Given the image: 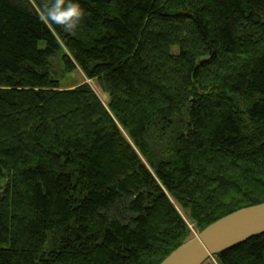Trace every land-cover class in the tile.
I'll return each mask as SVG.
<instances>
[{
  "label": "trees",
  "instance_id": "obj_1",
  "mask_svg": "<svg viewBox=\"0 0 264 264\" xmlns=\"http://www.w3.org/2000/svg\"><path fill=\"white\" fill-rule=\"evenodd\" d=\"M53 2L0 0V264H161L175 202L199 232L264 203V0ZM215 257L264 264V234Z\"/></svg>",
  "mask_w": 264,
  "mask_h": 264
},
{
  "label": "water",
  "instance_id": "obj_2",
  "mask_svg": "<svg viewBox=\"0 0 264 264\" xmlns=\"http://www.w3.org/2000/svg\"><path fill=\"white\" fill-rule=\"evenodd\" d=\"M262 234L264 203L243 208L210 224L196 237L177 248L161 264H206L216 255Z\"/></svg>",
  "mask_w": 264,
  "mask_h": 264
},
{
  "label": "rangeland",
  "instance_id": "obj_3",
  "mask_svg": "<svg viewBox=\"0 0 264 264\" xmlns=\"http://www.w3.org/2000/svg\"><path fill=\"white\" fill-rule=\"evenodd\" d=\"M65 51L66 53L68 52L67 49H65ZM174 51L177 52L178 48L175 47ZM62 57L63 55L61 53L58 54L57 56H54L53 64H52L53 72L54 74H56L57 78L60 81L61 89H74L83 84H88L92 88V90L97 94V96L102 101V103L105 106H108L109 100H110L109 95L104 90V88L99 83V81L96 79L88 78L86 74L83 72V70L78 65H76V68L72 70H67L65 68ZM123 132L125 136L128 138L126 132L125 131ZM2 185L3 186L6 185V182H3ZM175 205L178 207L181 215L183 216V218L186 220L187 224L189 225V228H190L189 240L196 237V235H198L200 232L195 227V224L191 222V220L188 218V215L183 210L180 209V207L177 205L176 202H175ZM207 263L218 264L216 257L209 259Z\"/></svg>",
  "mask_w": 264,
  "mask_h": 264
},
{
  "label": "clouds",
  "instance_id": "obj_4",
  "mask_svg": "<svg viewBox=\"0 0 264 264\" xmlns=\"http://www.w3.org/2000/svg\"><path fill=\"white\" fill-rule=\"evenodd\" d=\"M44 11L53 22L72 25L74 28L85 15V9L80 5L79 0H54L51 7H45Z\"/></svg>",
  "mask_w": 264,
  "mask_h": 264
},
{
  "label": "bare ground",
  "instance_id": "obj_5",
  "mask_svg": "<svg viewBox=\"0 0 264 264\" xmlns=\"http://www.w3.org/2000/svg\"><path fill=\"white\" fill-rule=\"evenodd\" d=\"M193 239V238H192Z\"/></svg>",
  "mask_w": 264,
  "mask_h": 264
}]
</instances>
